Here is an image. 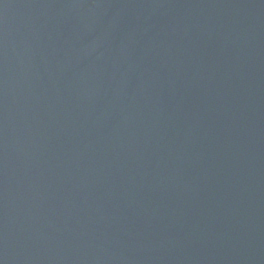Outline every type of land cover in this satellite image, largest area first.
I'll list each match as a JSON object with an SVG mask.
<instances>
[{
    "label": "water",
    "instance_id": "1",
    "mask_svg": "<svg viewBox=\"0 0 264 264\" xmlns=\"http://www.w3.org/2000/svg\"><path fill=\"white\" fill-rule=\"evenodd\" d=\"M0 264H264V0H0Z\"/></svg>",
    "mask_w": 264,
    "mask_h": 264
}]
</instances>
